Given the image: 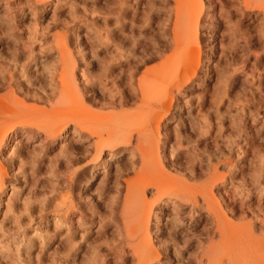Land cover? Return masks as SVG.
Segmentation results:
<instances>
[{"label": "rangeland", "instance_id": "1", "mask_svg": "<svg viewBox=\"0 0 264 264\" xmlns=\"http://www.w3.org/2000/svg\"><path fill=\"white\" fill-rule=\"evenodd\" d=\"M7 2L0 0V98L12 91L33 109H49V125L61 116L54 106L62 60L56 36L75 62L82 99L77 115L91 130L102 127L99 134L118 115L134 118L143 77L155 83L147 92L146 124H153L146 125L144 148L131 153L121 147V156L109 159L108 173L102 163L111 148L97 158L94 130H80L85 123L76 133L67 125L50 138L36 124L27 126L31 134L25 136L8 129L0 150V264H136L130 245L142 235L157 248L154 237L166 240L167 251L160 249L164 264L169 258L168 264H207L210 249L222 264L233 249L241 262L264 255V195L257 203L255 188L258 181L264 186V127L256 116L264 108L259 0H203L198 41L188 58L172 56L176 0H58L54 10L55 0ZM183 71L194 76L177 90L171 77ZM168 103L165 114L160 106ZM156 110L162 120L155 119ZM21 158L25 178L18 170ZM37 158L33 173L29 162ZM202 184L208 198L195 191ZM133 185L153 211L147 233L128 238L122 206ZM159 207L168 224L166 215H154ZM55 214L63 221L54 224ZM244 240L250 247L240 246ZM176 244L177 256L171 254Z\"/></svg>", "mask_w": 264, "mask_h": 264}, {"label": "bare ground", "instance_id": "2", "mask_svg": "<svg viewBox=\"0 0 264 264\" xmlns=\"http://www.w3.org/2000/svg\"><path fill=\"white\" fill-rule=\"evenodd\" d=\"M7 1L9 2V0H7ZM41 1H47V0H37V2H41ZM57 2H58V0H55V6L53 7V10L57 7ZM176 2L178 3V6H177V17L178 18L176 21V26H175L176 28L174 27V29H175V31H174L175 44L173 46L174 49H173V55L172 56L186 55V57L188 58V56L194 50L193 46H195L197 41H198V36H199L198 29H199V25H200L199 23L201 20V15L203 13V10L205 8V4H204L203 0H176ZM251 2H249V3H251ZM208 5L211 6L212 3L210 2V3H208ZM256 7L258 8L259 14L262 15L260 21L264 22V0H259V3L256 5ZM55 38L56 39L54 40L55 41L54 46H55V49L58 51V54L61 55L62 60L61 61L57 60L59 65H60L59 68L61 71L60 70L59 71H60V75H61V80H60V76H59L60 89H59V91L57 90L58 91L57 93H55L58 96H55L57 98L55 101L56 103L54 102V106H56V108L58 107L57 113L61 114V116H59V119H58V116H57V118H55L56 117V115H55V117H54L55 121H53L54 124L52 123V125H49V116H50L49 115V109H47V110H45V109L39 110V109H35V108L33 109V108L25 105L24 103L20 102L16 98V96L13 95L14 93L13 94L11 93L12 91L10 93H8L9 96L6 93L7 94L6 96H8V98L7 97L6 98H4V97L0 98V150H1V147L3 146V144L5 143V138L7 137L6 134H7L8 129H10V128H12L14 130L16 129L17 132L14 135L23 134L25 136V134H29V133L31 134V132H30L31 130H28L29 128L27 126L32 125L31 127H33V125L36 124L35 125L36 130L40 133L42 132L45 138H50V137H54L58 132H63V130L65 131V128L67 127V125H72L74 128L72 129L71 133H76L77 129H78L77 126L82 123L81 121L83 119H81V118H83V117L79 118L77 115V113L79 114L80 111H82L81 106H80L82 99H81L80 91L77 88L76 81L74 78L75 62L73 59L70 58L69 51L67 50V44H65L63 38L61 36H56ZM180 50L184 51V54H179L178 51H180ZM197 56H199V53L197 54ZM170 63H172V62H169V64ZM262 71H264V68ZM189 72L190 71H183V73L181 75H179L180 74L179 73L176 78H174V75L172 74L173 77H171V80L175 81V84H173L172 87H176L175 89L179 90V89H182L185 85H187L192 80L191 76H194V74L191 75ZM165 75H163L164 78L170 79V77H165ZM154 81L152 79H149V78L144 79V77L142 78L141 81H139V87L141 90V100H140L139 104H137L136 108H133L134 110L132 109L133 111L131 113H135L134 118L129 119V116L131 114L130 115L127 114L128 116H126V115L125 116L124 115L119 116L118 115V118L115 119L116 123L113 120L114 123L112 125L110 124V127L108 129H107L108 125L105 126L106 130H107L105 132V134H99L100 133L99 130L101 131L100 128H102V127H100V128H93L92 127V130H94L93 132L96 134L95 141H93V146L95 148L96 157L100 158L101 153H103L104 148H111L109 154L107 155V159L104 160L102 163L103 164L102 170H104V173H108L109 159L114 157V156L116 157L117 155H118V157L121 156V152L123 151V150H120L121 147H131V149L130 148L129 149L132 153L134 148L136 150H138L137 149L138 147H142V145L145 146L143 144L145 141L143 135H144V131L146 129V125L149 126V125L153 124L151 122L146 124V116L148 119V115H146V113L149 109H151L147 105V99H148L147 92H148L149 86ZM173 81H171V83ZM19 86H21V85H19ZM19 86H18V88H19ZM156 86H157V84H156ZM48 100H50V98ZM166 105L160 106L163 108V110H165V114L170 111L169 109L171 108V103L170 104L168 103L167 106ZM62 107H64V108H62ZM51 108H53V105L51 106ZM51 111H53V110H51ZM156 111H158V112L153 113V114H155V119H158V121L162 120L163 116L160 114V111L159 110H156ZM151 112H153V111L150 110V113ZM128 113H130V111H128ZM256 116L261 117L263 119L262 125L264 127V108H260L259 110H257ZM84 118L87 121L86 117H84ZM149 119H151V118H149ZM153 119H154V117H153ZM89 121H91V120H88L87 122H89ZM93 121H94V119H93ZM158 121H156V123ZM83 123L86 124V122H83ZM89 123H88V125H89ZM158 123H160V122H158ZM92 124H94V127H95V123L92 122ZM58 125L60 126V128L57 127ZM105 127H104V129H105ZM90 128H91V126L87 127V124H86V127H83V128L81 127L80 130L82 133L83 132L89 133L92 131ZM104 129L102 130V132L105 131ZM97 132H99V133H97ZM134 132L138 136L135 134L136 135V138H135L136 141H135V146L133 147V146H131V144L133 143L132 141H133V133ZM146 132H147V130H146ZM62 137H63L62 139L65 140L66 136H62ZM118 145H120V147ZM115 146H118V150L112 149ZM142 148H144V147H142ZM64 149H66V148H64ZM140 149H139V151H140ZM136 150H134V151H136ZM140 155L143 158L141 153H140ZM18 157H21V156H18ZM142 158H140V160ZM35 160L36 161H34V162L33 161L29 162L30 163V169L32 172L37 168V166H38L37 163L41 162L40 161L41 158H37ZM141 161H144V159ZM23 162H24V160L22 161V158H21V160H19V163L21 164V166H19L18 170H21L22 177L25 178V167H26L27 163H23ZM47 166H49V161L47 162ZM97 170L98 169L96 166L93 167L92 175L96 174ZM4 176H5V170L0 164V194H1V191H2L3 186H4V183L2 180V178ZM255 185H256L255 188L257 187L256 190H258V192H259L258 199H257V203H258L261 200L262 196L264 195V186L261 183H259V181L256 182ZM12 189H13V187L10 189L11 192H12ZM195 191H197L196 193H199L200 197L203 199L209 195L207 187L205 184L198 186L197 189L195 188ZM138 193H140V192L136 186L133 185V187H129L126 190L125 200H124L123 206H122V211H123L124 217H125L122 222L124 225V229L126 231L125 233H127L128 238L134 237L135 235L138 234L137 232L141 233L144 231L147 233V230L149 227V219L151 218V212L153 211L152 204L149 203L147 200H143V198H141L140 196L137 195ZM132 198H133V200H131ZM134 199H136V200H134ZM258 209L260 210L259 206H257V210ZM71 210H73V208L69 207V208H67L66 212L69 213V212H71ZM60 215L63 216L62 214H55L54 218H52L51 221H53L55 224V222L59 221V219L61 217ZM154 215L157 217L159 215H166V213L164 212L163 208L159 207ZM64 218L65 217H63V219ZM177 218H178V216H177ZM157 219H160V218H157ZM60 220H62V219H60ZM82 220H83V215L80 216L78 222H82ZM168 221H169L168 215H166L164 222L167 223ZM165 223H163V224L166 225ZM139 228H141V229H139ZM158 228L159 227H157V229H156L157 231L163 230V229L160 230ZM130 235H134V236H130ZM125 236H126V234H125ZM135 237H137V236H135ZM154 239H155V241H157L159 248L155 247V245L151 242L152 238L149 237L148 235H144V236L142 235V237L140 239H137V240H139L138 242H135V243L133 242L130 245L132 254L135 256V259H136V264H164V263H161L162 254L160 252V249H161L162 253H163V251L164 252L167 251L168 246H166V240L165 241H160V240L158 241L157 237H154ZM226 243L228 244L229 242H226ZM240 243H238V244L240 245ZM184 244H186V242ZM224 244H225V242H224ZM224 244L222 243V245H224ZM249 245H248L247 240L246 241L244 240L240 246L241 247H245V246L250 247ZM235 246H233V248ZM176 247H177V244L174 245L173 249L171 250L172 255H176V253L178 254V252H176ZM226 248H227V246H226ZM236 248H237V246H236ZM211 250L212 249L207 250L204 253V255L206 256L207 264H215L219 260L218 253L212 252ZM233 250H231V251L229 249L227 250V251H230L227 253L228 264H264V255L259 256V254H257L258 256H255V259L257 257L258 258L256 261L254 260L255 262H253V263H252V261L251 262L248 261L246 259L247 257L245 258V260H243L241 262L242 259L239 261V258H241V257L240 256L238 257L236 252ZM172 257H174V256H172ZM170 261H172V259L170 260V258H169L168 263H170ZM219 261H220V264H222L221 260H219ZM166 263H167V261H166Z\"/></svg>", "mask_w": 264, "mask_h": 264}]
</instances>
